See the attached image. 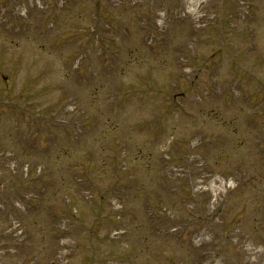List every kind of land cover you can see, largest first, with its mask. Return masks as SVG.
<instances>
[{"label": "rangeland", "instance_id": "374dc122", "mask_svg": "<svg viewBox=\"0 0 264 264\" xmlns=\"http://www.w3.org/2000/svg\"><path fill=\"white\" fill-rule=\"evenodd\" d=\"M71 1V9H74L73 18L72 20L69 17L64 18L62 23L66 30L62 33L66 34L78 31V26L75 27L77 22L74 19L80 9L78 6L81 0ZM82 1L89 5V8H94V3H89L86 0ZM103 1L113 10H119L120 15L121 8L115 6L116 0ZM185 1L160 0L152 7L151 16L155 17L156 14L153 11L159 10L162 6L169 8L168 2L172 6H176L175 9H177ZM232 1L208 0L207 9L215 15L216 12H220L221 5L228 7L232 5ZM36 2L37 4L35 3L34 7H32L33 2L31 0H24L23 4H19L26 11H30L29 15L24 18L25 22L18 25L21 26V33L25 31L27 37H31L30 34L35 32L34 38L26 43L27 47L24 44L23 47L21 45L14 46L10 48L8 53V51H4V46L1 48L2 42L0 40V95L7 96L15 92L18 93L20 87L22 90L25 87L31 88L32 81L37 75V78L44 80V84L50 83L53 85V82H55L59 86L58 90L64 93L72 92L71 103L68 102L66 105L62 104L56 107L59 112L63 113L68 105H74L76 112H74L72 119L79 120L81 118L84 101L87 111L91 110L88 118L91 119L96 115L95 109L97 108L91 106L93 102L91 99L96 97V93H102L104 97H109L111 103L107 107L105 106L104 113L101 112L102 116L94 122L95 124L87 122L85 118L79 120L86 123L84 130L81 128L77 132V125L79 124L70 121L68 124H72L71 127L68 125H63L61 128L58 125L53 128L45 127L42 132L38 129L40 136L34 134L28 139L24 138L21 132L17 130L18 120L15 115H10L7 119L5 116L0 117V203L4 205L0 209V228L3 227L12 212V203L22 208V199L25 197H22V195L26 194V189H21L23 185L22 178L15 177L11 171H6V169L10 170L9 167L11 166L9 157L6 154L11 151L19 160L28 161L33 166L42 164V162L46 163L43 165L46 175L42 179L43 183L39 185L38 189L40 190H37L40 196L39 203L34 202L28 212H35L34 216L37 214L42 219L49 218L50 222H54L55 220H51L57 218L54 214H59L65 210V215H67L68 210L70 209L72 213L73 208L77 211V218L82 219L83 224H85V230L92 233L89 234L88 239L84 237V240L79 239L73 242V246L79 245L80 249L73 247L67 255L59 258L56 255L54 256L53 253L39 254L41 248L46 247L47 251L50 250V240L46 239L40 231L34 230L33 232L27 225L30 228L28 243L20 248L21 253H7L4 251L0 255V264H181V262L184 264H264V190L260 189L256 193L257 191L252 190L253 185H251L245 189L237 187L231 192L227 191V194H222L223 196H230L235 192L216 212L214 221L211 224V228L215 229L216 233L211 236L212 239L209 243L204 244V250L198 249L199 246L194 242L195 234L198 233L196 231H200L199 228L202 225L206 229L209 222L207 221L208 223L205 225V222H201L197 215L202 214L205 219V216H209L210 213L207 214L208 212L200 204L199 209L201 212L199 209L193 208V204L190 203V193L187 190L195 188L197 185L194 181L198 180L200 183L201 176L195 177L188 171L184 178L177 177L176 180L169 179L170 182H168L165 178V176L168 178V174L162 145L164 140L146 139L140 133L142 129L140 121L145 120L148 115L151 117L156 115V117L162 118L161 109L158 110L146 103L144 110L123 112L121 120L120 112L115 108V102H118L116 96L119 94L123 82L127 84L126 89H128V84L132 83L133 72L120 76L122 68L117 70L119 60L117 57L112 55L107 60L106 56H102L103 50L95 51L91 49L88 51L89 48L81 49L79 41L66 42V37L59 38L56 43L58 46H63L56 47L51 40L43 36V32H48L54 27L53 23L50 27L46 26L47 20L44 15L53 16L56 11L54 6L58 8H60V4L65 6V0H37ZM255 2L256 4L252 5V9L259 11V26L264 29V0H256ZM13 5L15 4L12 1L8 5L0 4V7L7 6L8 8L6 13H0L1 20L5 19L6 16L7 18L10 17V13L14 10L11 9ZM108 11L107 9L106 15ZM249 18L255 20L252 15ZM110 19H112V24L101 21L100 25H96L98 29L103 30V33L112 29L108 33V38L111 37V34H114V27L117 25L114 17ZM30 22H33V25L37 28L31 27ZM122 23L123 21L120 22V24ZM188 23L189 19L185 20L183 17L176 19L171 16L162 28L157 27L154 29L162 37L157 49L160 50L163 47L173 53L187 47L188 39L194 37L193 28ZM212 25L215 26V24ZM204 35L208 36L206 32H204ZM176 43L181 44L176 45ZM14 44L15 42L11 43V45ZM70 48L73 50L62 53L63 50ZM78 48L80 52H83L84 49L85 53L89 52V70L93 74L92 78L98 81L97 87L99 88L83 83L84 89L80 90L74 84H71V82H74L81 85L82 81V77L78 76L81 78L79 79L74 72L76 70L73 69L77 66V60H74L78 53L74 51ZM129 51H127V56H134V51ZM20 56L23 58L22 61ZM256 71L264 74V68H256ZM153 73L158 79L157 72L153 71ZM217 82L218 80L214 82L213 86L215 87H212V90L216 93L214 94L215 100L223 97L224 87L227 84L225 81L223 83ZM69 83L71 88L68 85ZM176 85L180 87L179 83H176ZM177 91L179 92L180 89ZM160 99H163V96H160ZM64 100L65 97L62 101ZM12 101L13 105L17 103L18 95ZM177 102L180 103L181 101L177 100ZM217 103L221 106L220 102ZM77 104L80 107H77ZM3 107L10 109L8 115L14 110L18 111L12 105L7 104ZM222 107L229 108L225 104ZM11 117L14 119L13 121L10 120ZM64 117L68 119L67 116ZM224 117L230 119L232 113L223 110L219 118L223 119ZM259 118L264 120L262 117ZM249 126L257 131L261 139H264L261 121L257 122L251 119ZM135 135H139V139L146 142L139 147L140 140L135 138ZM86 136L87 138H85ZM217 142L218 145L215 146V150L209 151L210 155L207 162L211 164L204 173L213 175L211 173L220 172L226 178L230 174L236 175L233 161L243 160L246 152H238L239 147L234 148L232 142L223 134L222 139L218 138ZM115 143L122 150L123 156L120 155V160L115 155L116 152L119 153ZM250 147L254 148L253 145H250ZM77 151L81 153L78 154ZM235 153L237 157L231 159ZM104 155H106V160L104 164L102 163L103 180H98L99 178L95 173L93 175L86 173L83 181L78 179L76 185L72 183L73 177L70 181L71 174L76 175V169L82 175L83 172L87 171V166H91L90 169H92L96 166V160L101 161ZM83 159H85L84 164ZM88 160L93 163H88ZM134 161H136L135 164ZM240 168H243L244 171L238 170V173L245 176L247 172L257 168V165H252L253 169L248 165L247 168L246 165H242ZM122 169L125 170L122 174V183L119 185L115 179V174L120 170L122 171ZM48 181H50L49 188L44 192ZM93 181L95 182L94 186L88 187ZM69 185L72 189L89 190L93 199L88 204L94 202L93 205H88L84 201H79L73 197L68 191L67 187ZM201 187L203 192H206L208 185L206 188L203 185ZM57 188L59 189L55 192ZM181 188H185V190H181L176 194ZM207 194L203 195L205 203L207 198L211 197ZM166 196L168 198L164 199ZM100 197L118 199L121 212L114 215L111 204L106 200L100 201ZM79 198L83 199L80 196ZM39 204L40 207H38ZM73 205L75 206L73 207ZM35 208L36 210H34ZM49 209L50 211H47ZM44 211L47 212V215ZM103 218L115 219L111 221L113 224L118 223V219H122L127 230L126 236H121V240L114 242L104 241V234L108 233L112 224H107L106 220L100 222L99 219ZM129 220L136 223L132 224ZM140 221L142 222L141 225H139ZM154 223L157 224V227L153 226ZM194 224L197 226H194ZM184 225L187 228L190 227V229H185ZM112 227L114 226L110 228ZM147 228H156L157 232L160 230L161 233L157 235L154 232L152 233L153 236H150V231H147ZM175 228L177 230L173 232ZM183 233L184 237L179 239ZM129 244L133 245L129 246ZM91 247L92 249L95 248L96 251H92ZM178 258L179 261H177Z\"/></svg>", "mask_w": 264, "mask_h": 264}]
</instances>
